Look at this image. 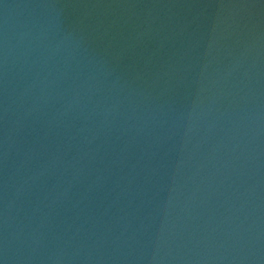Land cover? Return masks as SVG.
Returning <instances> with one entry per match:
<instances>
[{
	"label": "water",
	"instance_id": "water-1",
	"mask_svg": "<svg viewBox=\"0 0 264 264\" xmlns=\"http://www.w3.org/2000/svg\"><path fill=\"white\" fill-rule=\"evenodd\" d=\"M0 264H264V0H0Z\"/></svg>",
	"mask_w": 264,
	"mask_h": 264
}]
</instances>
